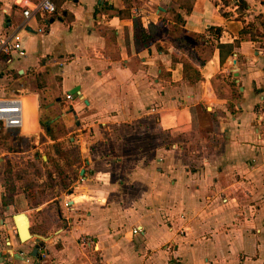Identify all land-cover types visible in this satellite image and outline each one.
I'll use <instances>...</instances> for the list:
<instances>
[{
	"label": "crops",
	"instance_id": "crops-1",
	"mask_svg": "<svg viewBox=\"0 0 264 264\" xmlns=\"http://www.w3.org/2000/svg\"><path fill=\"white\" fill-rule=\"evenodd\" d=\"M181 1L62 0L49 24L32 20L20 34L23 59L0 57L1 94L36 99L30 135L68 144L82 163L66 216L62 199L41 205L33 189L6 207L0 183V264H264V0H242L243 11L238 0H188L191 15ZM23 23L15 0H0V37ZM249 26L262 38L242 37ZM176 29L206 43L187 45ZM40 99L49 125L62 126L56 142ZM52 208L61 231L41 214ZM88 238L94 249L81 245Z\"/></svg>",
	"mask_w": 264,
	"mask_h": 264
},
{
	"label": "rangeland",
	"instance_id": "rangeland-1",
	"mask_svg": "<svg viewBox=\"0 0 264 264\" xmlns=\"http://www.w3.org/2000/svg\"><path fill=\"white\" fill-rule=\"evenodd\" d=\"M259 28L262 29L261 26ZM34 79L24 82L26 87L28 86V88H31V91H33L36 87L41 88L38 79ZM10 85L11 84L8 83L5 87H9ZM9 89H11V91H9V94L12 95V91L15 94L16 91L20 88L17 85L13 88L10 86ZM25 93V90H23L22 95ZM16 94L13 96H17ZM25 100V125L23 131V133H25L24 135H21V133L19 132H6L0 124V159L7 162L6 165H0V183L2 184L3 189L7 191L8 195H11V187H14L15 194L19 195H22V193L25 192H29V190L31 189L35 190L38 194H41L37 199L38 202H41V205L52 202L55 199H62L61 202L63 206H61L60 212L62 213V216H66L68 213V209L71 208V204L75 201V198H72V195H69L68 197H66V195L69 194V191L74 190L75 184H78V182H80L77 174L78 168L71 170V167H69L61 160V158L57 156L56 152L54 151L53 145L47 144L44 140H37V137H32L30 135L35 133L37 130L36 119H33L36 99L25 98ZM46 103L47 100L40 99V114L41 120L44 123H47L55 117L54 113H45ZM60 134H62V126L59 125L55 128V135L59 136ZM66 145L68 144H64L62 145V147L60 146V148L70 150L69 148H66ZM69 157V160L72 159V161H75V159L72 158V155ZM50 160L57 161L58 165L60 166V170L57 168H53ZM51 173L55 175V179L52 182H56L57 180L59 181L62 177L61 180L66 183L65 187H59L60 183L58 182V186L55 185L52 188V183H50V179L47 178ZM9 199L12 200V198ZM25 199L28 200L29 197L26 196ZM14 201H16V198L13 199V202ZM41 208L43 207L38 208V210ZM41 214L44 219H46V221L51 218V224L57 223L58 228H60L59 231L63 229V225L58 224L57 222L56 212L53 208ZM33 216H35V213L33 214ZM61 248L62 246L59 245L57 250Z\"/></svg>",
	"mask_w": 264,
	"mask_h": 264
},
{
	"label": "built area",
	"instance_id": "built-area-1",
	"mask_svg": "<svg viewBox=\"0 0 264 264\" xmlns=\"http://www.w3.org/2000/svg\"><path fill=\"white\" fill-rule=\"evenodd\" d=\"M15 0V6L21 10L24 23L18 32L0 37V57L21 60L26 56V51L21 42L20 34L29 27L32 20L49 24L58 14L57 4L62 0ZM105 1V0H103ZM40 31L39 34H42ZM67 100H72V96H67ZM0 124L6 132L22 131L25 125L24 99L21 97H10L2 95L0 91ZM134 234H142L141 229H136ZM84 248L94 249L95 244L91 239H84L81 243Z\"/></svg>",
	"mask_w": 264,
	"mask_h": 264
},
{
	"label": "trees",
	"instance_id": "trees-1",
	"mask_svg": "<svg viewBox=\"0 0 264 264\" xmlns=\"http://www.w3.org/2000/svg\"><path fill=\"white\" fill-rule=\"evenodd\" d=\"M36 1V0H35ZM229 2H230V0H221V3L223 4V5H226V6H228V4H229ZM237 5H239V9L241 10V11H243V10H248V6L245 4V2L244 1H242V0H238V2H237ZM181 6H182V10H184V11H186V14L187 15H191V13H192V10H193V6H191V3L187 0V1H181ZM177 22H178V24L179 25H181V26H184L185 25V22H184V19H182V18H179L178 20H177ZM162 26H164V24H162ZM260 26H261V28L264 30V21H260ZM252 29H254L253 27H248L247 28V30H245L244 31V33L243 34H241V36L242 37H244V35H250L251 37H252V39L254 40V39H260V38H262V34L258 31L257 33L255 32V31H253ZM167 29H166V26L165 27H163L162 28V30L160 29L159 30V32H160V34L162 33V31L164 32V31H166ZM175 32H177L178 33V35H180L181 36V34L182 33H180V31L178 30V29H176V31ZM209 32L210 33H215V36H216V38H218L221 34H222V30H216V31H213L212 29H210L209 30ZM143 33H142V31H141V27H140V24H137V29H136V34H135V36H136V38L137 39H140L141 40V42H143V44L145 45V44H149V38L148 37H146V36H144V35H142ZM181 40L182 41H185V43L187 44V45H194V46H197V45H204L205 43H206V41H205V38L204 37H202V36H197V37H189V36H186V35H182L181 36ZM184 75L186 76V78H187V75H188V71L187 70H185V72H184ZM192 77V76H191ZM196 77L198 78V76L196 75ZM232 77H233V75H232ZM233 89H234V92H236L237 91V86L235 85V84H233V87H232ZM40 125H41V128H42V130L45 132V134H46V136L48 137V139H50L52 142H56V140L58 139L57 138V136L55 135V130H54V128L51 126V125H49V123L47 122V123H44L41 119H40ZM64 132H62V134H63ZM40 140H43V139H40ZM60 144L59 145H55L53 148H54V151L56 152V154H57V156L59 157V158H61V160L64 162V163H66L69 167H71V170L72 169H74V168H80L81 167V165H82V163H81V160H80V157H79V151H77V150H66V149H63V148H60ZM62 147V146H61ZM54 152V153H55ZM72 155V158H74L75 159V161H72V159L71 160H69V156H71ZM56 156V157H57ZM55 159V158H54ZM48 161H49V159H48ZM51 162L50 163H52V166H53V168H57V169H59L60 170V166L58 165V162L57 161H54V160H50ZM54 174L53 173H51V174H49V176L47 177V178H49L50 180H49V182L50 183H52V188L55 186V185H57L58 184V182L60 183V185H59V187H65V184L66 183H64V181L63 180H61L62 179V177L60 178V180L58 181H56V182H52V181H54V179H55V175L53 176ZM79 178V177H78ZM58 186V185H57ZM12 189L10 190V193H11V195H13L14 194V192H15V189H14V187H11ZM9 196L10 198H12L13 196ZM41 194H38L35 190H32V191H30V198L31 199H33V200H37L38 199V197L40 196ZM9 197L7 198L8 199V201L6 202V207H7V205L9 204ZM37 202H38V200H37Z\"/></svg>",
	"mask_w": 264,
	"mask_h": 264
},
{
	"label": "water",
	"instance_id": "water-1",
	"mask_svg": "<svg viewBox=\"0 0 264 264\" xmlns=\"http://www.w3.org/2000/svg\"><path fill=\"white\" fill-rule=\"evenodd\" d=\"M53 23L54 22L52 21V24ZM237 69H238L237 67L235 69H233V73H234L235 77L238 78L239 75L237 74ZM74 95L77 96L78 93H75ZM83 173H81V174L83 175ZM58 213L60 216V212H58ZM13 219H14L13 222L15 225L17 235L20 239V244L25 245L27 242H29L30 240L33 239V235L30 233V220L24 214L16 215ZM34 253L38 254V250L36 248L34 249Z\"/></svg>",
	"mask_w": 264,
	"mask_h": 264
},
{
	"label": "flooded vegetation",
	"instance_id": "flooded-vegetation-1",
	"mask_svg": "<svg viewBox=\"0 0 264 264\" xmlns=\"http://www.w3.org/2000/svg\"><path fill=\"white\" fill-rule=\"evenodd\" d=\"M7 164V162L6 161H3V163L2 162H0V165H6ZM2 179H3V177H2ZM73 188V187H72ZM37 249L38 250V254L37 255H40V253L39 252H41V250H42V247H40V246H38V245H35V247H34V249ZM34 249H33V251H34Z\"/></svg>",
	"mask_w": 264,
	"mask_h": 264
},
{
	"label": "bare ground",
	"instance_id": "bare-ground-1",
	"mask_svg": "<svg viewBox=\"0 0 264 264\" xmlns=\"http://www.w3.org/2000/svg\"><path fill=\"white\" fill-rule=\"evenodd\" d=\"M24 106H25V102H24Z\"/></svg>",
	"mask_w": 264,
	"mask_h": 264
}]
</instances>
